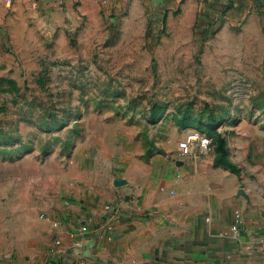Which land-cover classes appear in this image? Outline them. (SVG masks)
Instances as JSON below:
<instances>
[{"label":"crops","instance_id":"0c3cea01","mask_svg":"<svg viewBox=\"0 0 264 264\" xmlns=\"http://www.w3.org/2000/svg\"><path fill=\"white\" fill-rule=\"evenodd\" d=\"M86 1L0 0V23L25 5L50 14ZM164 1L192 20L204 11H224L227 22L264 17V0ZM115 114L83 113L57 130L46 161H19L12 264H264V125L243 118L218 139L193 123L180 133L172 121L144 132ZM192 128L210 134L212 147L182 154Z\"/></svg>","mask_w":264,"mask_h":264},{"label":"rangeland","instance_id":"374dc122","mask_svg":"<svg viewBox=\"0 0 264 264\" xmlns=\"http://www.w3.org/2000/svg\"><path fill=\"white\" fill-rule=\"evenodd\" d=\"M38 3L0 23V264L17 253L19 161H46L77 116L110 109L144 132L172 121L218 139L243 118L264 125V17L192 20L164 0L61 3L50 14Z\"/></svg>","mask_w":264,"mask_h":264},{"label":"built area","instance_id":"2783aa9c","mask_svg":"<svg viewBox=\"0 0 264 264\" xmlns=\"http://www.w3.org/2000/svg\"><path fill=\"white\" fill-rule=\"evenodd\" d=\"M7 2L9 3L11 2V0H7ZM212 143H213V137L199 128H192L188 130L179 141L182 154H189L196 148L197 149H210L212 147ZM105 207L115 210V211L119 210V206L113 203H107L105 204ZM90 219L91 218L84 219L81 222L80 227L85 232L89 231L88 220ZM242 219H243V214H242L241 209L239 208L235 209V220L233 223V228L235 230H239ZM60 243H61V239L56 238L54 241L53 249H56V247L58 248V245ZM260 251L262 255L264 256V233L261 235V238H260ZM78 263L85 264L86 260L80 259Z\"/></svg>","mask_w":264,"mask_h":264}]
</instances>
